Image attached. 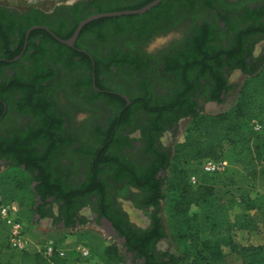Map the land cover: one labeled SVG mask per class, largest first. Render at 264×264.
Instances as JSON below:
<instances>
[{
  "label": "flooded vegetation",
  "instance_id": "1",
  "mask_svg": "<svg viewBox=\"0 0 264 264\" xmlns=\"http://www.w3.org/2000/svg\"><path fill=\"white\" fill-rule=\"evenodd\" d=\"M229 1L248 3L251 9L260 6L257 0ZM0 6L11 13L27 10ZM35 31L48 35L31 36ZM32 32L23 42L0 38V175L16 170L30 181L36 223L46 220L56 231L76 233L106 232L108 221L118 233V238L109 237L117 245L125 238L102 212L134 230L150 228L155 209L146 203L156 200L157 187L165 183L164 167L193 120L188 113L194 107L198 115L205 114L208 105L231 108L250 74L264 68V34L242 45L217 36L212 48L220 51L208 69L210 76L192 72L189 85L181 86L159 71L161 50L148 52L147 44L143 50L152 58H146L144 70L117 56L109 42L81 38L82 32L72 46L65 43L71 37L62 40L46 27ZM144 187L151 191L144 192ZM68 195L87 203L69 228L65 218L59 220L56 204ZM126 206L141 212L144 224L134 222ZM166 240L156 245L157 251L171 252L159 246ZM125 243L118 246L126 263L144 264Z\"/></svg>",
  "mask_w": 264,
  "mask_h": 264
},
{
  "label": "trees",
  "instance_id": "2",
  "mask_svg": "<svg viewBox=\"0 0 264 264\" xmlns=\"http://www.w3.org/2000/svg\"><path fill=\"white\" fill-rule=\"evenodd\" d=\"M154 0H78L75 3L61 4L52 11L46 12L36 7H31L24 12L0 6V38L16 37L24 41L27 32L33 27H46L62 40L72 37L79 24L93 15L114 13L121 11L139 10ZM255 9H251L248 3L229 0H163L157 7L144 15L122 16L115 18H103L88 24L80 35L90 37L94 43L109 42L114 46L121 59L125 58L134 68L147 67L146 58L151 60L143 47L151 40L180 29L182 37L174 42L171 47L161 50L159 71L178 81L179 85H189V77L192 72L200 71L203 76L209 77L208 69L212 70V61L215 53L220 51L212 48L215 38H235V43L242 45L247 38L264 34V0H257ZM221 23L225 27L220 26ZM48 35L45 31H35L31 36ZM4 40L0 43L3 44ZM140 52L142 57H138ZM226 52V51H225ZM214 53V54H213ZM225 54H228L227 52ZM2 50H0V58ZM165 58L164 60H162ZM221 60V58H220ZM143 62V63H142ZM113 66L119 67L117 62ZM203 69H200L202 67ZM204 72V73H203ZM252 73V72H251ZM250 74L243 86L240 100L225 112L216 115H198L193 107L188 115L195 122L177 143L174 149L173 159L164 167L167 177L161 187H157V197L153 202H147L146 208L153 207L152 225L147 230H134L129 223L118 222L110 216L108 211L102 212L116 226L121 238H125V247L135 258L143 259L144 264H234L231 255H226L220 244L214 239L218 235V226L214 223L209 230V237L203 239L197 231L189 213L193 207L202 203H217L220 212L234 206L239 201L242 208L241 228L251 232L264 231V195L257 198L250 197L241 188L238 195L229 198L218 196L216 184L197 183L192 185V175L183 170H175L176 162H200L205 159L223 161L222 154L225 145L232 147L244 145L253 149L255 157L253 161L264 163V68L262 71H254ZM178 120V119H177ZM258 121L262 125L261 131L253 129L245 130V123ZM250 150V151H251ZM227 161V160H226ZM242 162V161H240ZM245 166V163H242ZM264 172V168L261 167ZM172 174L168 177V172ZM21 176L6 174L0 179V205H10L16 202L20 208L23 206L21 194L32 195L30 181L20 172ZM205 174V173H204ZM208 175V174H206ZM212 176V175H209ZM163 185V187H162ZM144 192L151 188H142ZM169 192L171 202V217L173 226L180 228L176 236L179 240L187 241L188 249L180 255L171 252H159L156 245L168 239L167 225L164 219L162 202L168 199ZM66 194V193H65ZM156 194V193H155ZM44 199V198H43ZM70 195L61 203L57 201L60 209L59 220L66 219V226L74 225V218L79 210L87 203L75 202ZM32 203V213H34ZM39 207V213L44 218L48 214ZM38 213V210L36 211ZM67 215V217H66ZM212 218V216H211ZM238 218L237 220L240 221ZM5 227V225L0 221ZM193 224V225H192ZM240 226V222L236 226ZM216 226V227H215ZM6 234L0 231V264H67L68 259L61 257L56 251L51 257L43 252H16L8 243V229ZM70 234H74L71 232ZM81 235V234H80ZM82 236V235H81ZM102 264H127L126 255L115 242L105 246L102 250L96 249ZM241 264H264V244L243 246L238 249Z\"/></svg>",
  "mask_w": 264,
  "mask_h": 264
},
{
  "label": "rangeland",
  "instance_id": "3",
  "mask_svg": "<svg viewBox=\"0 0 264 264\" xmlns=\"http://www.w3.org/2000/svg\"><path fill=\"white\" fill-rule=\"evenodd\" d=\"M78 0H0V5L4 6H14L19 10H25L31 7L39 8L43 11H52L56 6L61 4H72ZM182 37V31L180 29H175L166 35L157 37L151 40L145 47L148 52H155L157 50H163L169 44L176 42ZM237 79V75L233 77ZM240 98H238V101ZM264 105V99L261 100ZM216 107L214 105L207 106V113L204 115L212 116L225 112L229 107ZM262 120L264 121V113L262 115ZM195 120H191L184 129V134L193 125ZM255 122L245 123L244 129L249 130L255 127ZM245 147L244 145H238L232 147L229 144L225 145L222 158H225L228 162V167L225 172L215 173L212 176L206 175L202 172L197 162H176L173 163L175 170H183L188 174L195 176L198 183H210L216 184L218 189V196L229 198V194L232 196L238 195L237 190L242 187L243 191L247 193L252 198H257L260 195H264V172L261 167L264 168V163L261 164L257 161H253L255 154H253V149ZM255 160V159H254ZM242 161V162H240ZM245 163V166L242 163ZM11 174L16 178L20 177L19 171H5L0 175V179L4 178L6 174ZM172 174L171 170L168 172V177ZM239 191V190H238ZM170 193L166 192L168 199L162 202V210L164 219L167 225L168 239L162 242L159 246L162 249L169 250L173 254L180 255L187 251L188 243L184 240H179L176 237L180 231V228L174 227L171 217V202ZM22 199L23 206L20 208L19 216L21 220L26 224V235L35 243L39 244H58L66 239V235L75 231H56L52 229L46 220L39 221L36 223L34 220V215L32 213V202L30 195L21 194L19 196V201ZM216 202L202 203L198 206L193 207L189 213L191 222L193 221L194 226H196L197 231L202 232L201 237L203 239L209 237V230L216 223L218 226L217 234H215L214 239L220 244L222 251L226 255H231L234 264H241L238 249L243 246L249 245H262L264 244V231H247L241 228L242 220V208L243 206L238 201L237 204L226 209L225 212H220L217 208ZM131 218L134 222L142 225L144 224L145 217L139 211H134L126 206ZM212 216V218H211ZM240 219L237 220V219ZM240 222V226H236V223ZM192 224V225H193ZM215 226V227H216ZM0 231L6 234V228L0 223ZM81 234L80 244L90 246L91 248H96L102 250L105 246L110 245L114 242L113 238H109L105 231L88 229L86 232L77 231ZM46 235V236H44ZM41 236L42 240H39ZM92 243V244H91ZM60 255V254H59ZM73 262L79 261L81 254L77 250L71 252ZM62 257V256H61ZM183 264H191L189 261ZM200 264H205L201 262Z\"/></svg>",
  "mask_w": 264,
  "mask_h": 264
},
{
  "label": "built area",
  "instance_id": "4",
  "mask_svg": "<svg viewBox=\"0 0 264 264\" xmlns=\"http://www.w3.org/2000/svg\"><path fill=\"white\" fill-rule=\"evenodd\" d=\"M255 131H261L262 125L256 121ZM228 167L226 160L219 161L214 159H205L200 162V169L203 173L213 175L215 173L225 172ZM192 185H197L198 180L195 176L190 178ZM0 221L8 229V243L12 250L16 252H43L47 257H51L55 252V245L46 243L39 244L31 241L26 235V224L21 220L19 216V206L16 202L7 205H0ZM83 258L90 257V250L86 245H80L76 249ZM56 251L63 257V253Z\"/></svg>",
  "mask_w": 264,
  "mask_h": 264
},
{
  "label": "water",
  "instance_id": "5",
  "mask_svg": "<svg viewBox=\"0 0 264 264\" xmlns=\"http://www.w3.org/2000/svg\"><path fill=\"white\" fill-rule=\"evenodd\" d=\"M163 0H154L153 2L149 3L148 5H146L145 7H143L142 9L139 10H132V11H121V12H114V13H104V14H98V15H93L91 17H89L88 19L84 20L83 22H81L78 26V28L76 29L74 35L65 43L67 45L72 46L77 38L79 37L80 33L82 32V30L90 23L103 19V18H115V17H122V16H136V15H144L146 14L148 11L152 10L153 8L157 7ZM39 28L42 27H33L31 30L28 31L27 33V38L29 37L30 33L34 30H37ZM106 226L108 227L106 230V235L108 237L113 236V237H117L118 238V233L113 229L112 225L110 224V222L105 221ZM124 239H119L118 240V245H122L124 244ZM126 251V250H125Z\"/></svg>",
  "mask_w": 264,
  "mask_h": 264
},
{
  "label": "crops",
  "instance_id": "6",
  "mask_svg": "<svg viewBox=\"0 0 264 264\" xmlns=\"http://www.w3.org/2000/svg\"><path fill=\"white\" fill-rule=\"evenodd\" d=\"M82 231L86 232V230H84V229L81 230V232ZM44 236H46V235H44ZM38 239L42 240L44 238L39 236ZM80 241H81V235L76 232L74 234H67L66 239L62 243L57 245L58 251L62 252L64 254L63 257L68 259L67 264H102L100 261V257L98 255L99 252L96 250V248H94V247L91 248L90 246H87V245L86 246L89 248V250L91 252L90 257L89 258H81L79 261L73 262L71 252L73 250H76L80 245L86 244V243L80 244L79 243Z\"/></svg>",
  "mask_w": 264,
  "mask_h": 264
}]
</instances>
